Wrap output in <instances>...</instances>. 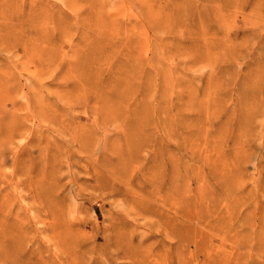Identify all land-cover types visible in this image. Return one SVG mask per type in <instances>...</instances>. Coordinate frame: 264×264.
Segmentation results:
<instances>
[{
	"label": "rangeland",
	"instance_id": "1",
	"mask_svg": "<svg viewBox=\"0 0 264 264\" xmlns=\"http://www.w3.org/2000/svg\"><path fill=\"white\" fill-rule=\"evenodd\" d=\"M0 264H264V0H0Z\"/></svg>",
	"mask_w": 264,
	"mask_h": 264
}]
</instances>
